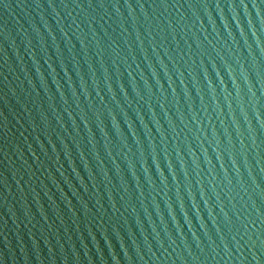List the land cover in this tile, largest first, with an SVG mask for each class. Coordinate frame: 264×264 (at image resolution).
Masks as SVG:
<instances>
[{
  "label": "water",
  "instance_id": "95a60500",
  "mask_svg": "<svg viewBox=\"0 0 264 264\" xmlns=\"http://www.w3.org/2000/svg\"><path fill=\"white\" fill-rule=\"evenodd\" d=\"M0 264H264V0H0Z\"/></svg>",
  "mask_w": 264,
  "mask_h": 264
}]
</instances>
